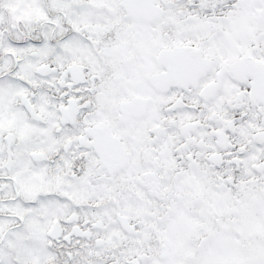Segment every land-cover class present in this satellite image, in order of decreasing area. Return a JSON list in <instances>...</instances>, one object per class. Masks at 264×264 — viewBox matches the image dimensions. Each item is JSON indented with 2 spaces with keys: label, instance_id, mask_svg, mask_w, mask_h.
<instances>
[{
  "label": "snow or ice",
  "instance_id": "1",
  "mask_svg": "<svg viewBox=\"0 0 264 264\" xmlns=\"http://www.w3.org/2000/svg\"><path fill=\"white\" fill-rule=\"evenodd\" d=\"M0 264H264V0H0Z\"/></svg>",
  "mask_w": 264,
  "mask_h": 264
}]
</instances>
